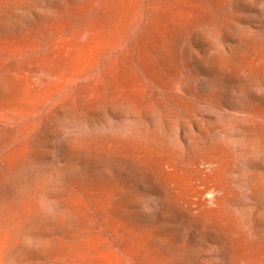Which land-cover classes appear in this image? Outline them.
<instances>
[{
	"label": "rangeland",
	"instance_id": "1",
	"mask_svg": "<svg viewBox=\"0 0 264 264\" xmlns=\"http://www.w3.org/2000/svg\"><path fill=\"white\" fill-rule=\"evenodd\" d=\"M0 264H264V0H0Z\"/></svg>",
	"mask_w": 264,
	"mask_h": 264
}]
</instances>
